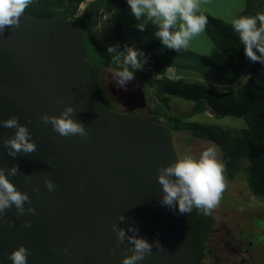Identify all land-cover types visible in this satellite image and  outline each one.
<instances>
[{
  "label": "water",
  "instance_id": "obj_1",
  "mask_svg": "<svg viewBox=\"0 0 264 264\" xmlns=\"http://www.w3.org/2000/svg\"><path fill=\"white\" fill-rule=\"evenodd\" d=\"M128 86L111 89L113 98L129 110L144 108L141 84L134 79ZM69 105L87 138L62 137L40 119L43 113L58 116ZM12 115L29 128L37 151L13 159L0 143V168L19 166L20 174L7 178L29 195L36 215L18 217L14 206L6 211L5 221L14 226L0 223V264H13L9 254L20 245L32 252L27 264H122L132 245L115 247L113 223L125 230L137 227L149 243L159 240L164 250L154 245L152 255L138 264H200L191 213L160 203L157 165L178 160L173 132L160 120L105 105L84 31L74 19L23 13L19 27L0 33V120ZM14 131L0 127V138ZM46 178L54 191L46 188ZM25 221L32 227L25 228Z\"/></svg>",
  "mask_w": 264,
  "mask_h": 264
},
{
  "label": "trees",
  "instance_id": "obj_2",
  "mask_svg": "<svg viewBox=\"0 0 264 264\" xmlns=\"http://www.w3.org/2000/svg\"><path fill=\"white\" fill-rule=\"evenodd\" d=\"M85 1L32 0L24 13L71 18L82 27L95 87L107 107H110L113 99L111 92L103 86L100 76L102 69L111 66L122 70L123 64L112 63V56L121 51L126 55L127 50L131 48L143 53L142 56H138L143 66L134 70V75L145 81L152 80L158 97L168 108L167 112H162L160 108L154 109L153 114L164 117L165 125L173 134L187 131L192 135L190 141L199 138L220 147L221 163L230 180H234L242 171L243 160H249L250 165L244 179L253 195L264 201V64L252 62L245 56L244 45L240 42L239 34L233 30L232 23L207 12H200L207 17L205 27L207 34L215 45L227 54L224 62L217 63L188 48L178 52L169 49L162 45L161 41L138 45L126 36L121 23L113 26L104 39L100 40L91 30L97 23L99 13L112 12L127 6V0H92L82 14L78 15L79 8ZM257 14H264V0H247L245 9L238 17ZM109 48L115 51L108 52ZM248 62L250 63L247 69L248 77L243 84L236 86ZM147 64L152 68L148 69ZM169 67L201 73L215 84L227 89H216L206 81H189L182 77L174 79L163 75L162 73ZM129 70H132L130 66ZM154 71L161 73L162 76L153 75ZM171 96L192 101L191 110L183 115L171 113ZM208 111H213L215 117H243L248 127L233 129L215 123L186 120L187 117ZM190 213L195 251L200 264H219L216 260H206L216 251L210 246V240L219 226L215 209L209 216L203 215L202 211L195 207ZM263 254V251L255 253L254 260H260Z\"/></svg>",
  "mask_w": 264,
  "mask_h": 264
},
{
  "label": "clouds",
  "instance_id": "obj_3",
  "mask_svg": "<svg viewBox=\"0 0 264 264\" xmlns=\"http://www.w3.org/2000/svg\"><path fill=\"white\" fill-rule=\"evenodd\" d=\"M31 3L32 0H0V33H3L6 27H19V18ZM127 3L135 18L142 20V23L137 25L139 30L143 31L145 25L151 22L158 29L155 36L160 39L162 45L177 52L187 49L191 40L204 32L208 22L207 17L200 13L201 0H127ZM231 23L244 45L245 56L252 62L264 64V14L240 16ZM114 51L113 48L108 49V52ZM142 55L143 53L129 48L126 55L117 53L112 56V63L123 60L124 67L114 74V79L121 88L126 90V85L135 79L134 70L143 66L138 59V56ZM129 66L132 70H129ZM75 111L74 107L69 105L58 116L43 113L40 119L45 124H51L53 130L62 137L78 135L87 138L89 133L85 125L73 118ZM0 127L15 130L13 136L0 138V143L13 159L18 154L28 155L37 151L31 131L19 122L18 116L12 115L6 120H0ZM157 172V180L163 192L160 203L174 211L178 206L180 214H189L195 207L202 211L203 215H211L212 210L219 205L226 188L224 165L216 158L213 147L204 150L198 159L184 155L168 166L157 165ZM19 174V166L15 164L9 169L0 168V223L7 222L10 227L14 226V221H5L4 216L13 206L18 217L24 216L25 213L36 215L29 195L17 190L7 178ZM44 184L49 192L55 190L56 186L51 179L46 178ZM33 191H39V188H34ZM117 219L119 224L126 220L123 215H119ZM23 226L31 228L32 222L25 221ZM111 228L116 234V248L125 241L132 245L131 249L125 248L124 251H130L131 255H123L122 264H138L146 256L152 255L154 245L158 250H164L159 240L149 243L146 238H140L137 235L139 229L135 226L130 225L125 230L113 223ZM129 232L132 235H129ZM64 253L68 254L67 248ZM30 255L31 250L20 245L9 254V259L13 264H27Z\"/></svg>",
  "mask_w": 264,
  "mask_h": 264
},
{
  "label": "rangeland",
  "instance_id": "obj_4",
  "mask_svg": "<svg viewBox=\"0 0 264 264\" xmlns=\"http://www.w3.org/2000/svg\"><path fill=\"white\" fill-rule=\"evenodd\" d=\"M91 1L92 0H86L80 6L78 15L82 14L83 10ZM244 2L246 3L247 0H207L206 4L208 6H206L205 9L217 18L223 19L227 22H232L238 14L237 8L235 9V7L239 6L237 3L241 4ZM126 18V36L130 37L131 39H129L132 42L138 45L149 44V39L152 40L156 37L155 32L158 29L151 22L146 24L145 29L141 31L137 25L142 23V20H137L132 12H129L126 15ZM116 19L117 15L112 17L107 12L101 11L98 15L97 23L91 28L92 33L100 40H103L108 31L112 28V25L114 24L113 21ZM188 49L199 52L208 59L210 58L217 63L223 62L227 56L224 51L215 45L206 30L191 40ZM120 53L124 54L122 51ZM122 62L123 60L119 62V65H122ZM249 62L244 67L242 76L236 83V86L243 84L247 79L248 71L246 72V70L250 64ZM117 71L119 70L116 68L106 66L100 73L103 86L109 91V83L113 81L114 74ZM162 74H166L174 79L182 77L189 81H206L210 82V84H212V86L216 89H227V87L222 88L212 82L209 77L195 71H185L176 67H169ZM162 74H158L157 77L162 76ZM135 80L137 83L141 84L146 97V107L142 108L140 114L152 120H160L165 124L164 117H157L152 111L157 108H160L162 112L168 111L164 102H162L158 97L156 87L153 85L152 80L145 81L141 79L140 76H135ZM170 100V104L172 106L171 113L174 114H186L193 106L192 101L185 100L179 96H171ZM186 120L215 123L223 127L233 129H243L248 127L247 121L243 117H215L210 111L195 114L191 117H187ZM191 138L192 135L187 131H181L174 134V146L178 159L182 158L184 155H191L198 159L204 150L209 147H213L216 151V158L221 162L222 151L220 147L211 141L199 138H194L190 141ZM249 165V160H243V169L237 174V177L234 180L228 179L226 173L224 172L226 188L222 194L219 205L215 208V214L219 226L217 227L213 238L210 240V246L215 248L216 251L206 260H216L219 264H264V256L260 260H253L250 255L243 256L241 253L235 252L234 249L236 248V244L234 243L238 242L235 240L236 238L242 237L243 235H250L251 240L258 246L260 244V247H262L259 252H264V201L253 195L246 179H244ZM237 249L239 248L237 247ZM252 253H257V248H254Z\"/></svg>",
  "mask_w": 264,
  "mask_h": 264
},
{
  "label": "flooded vegetation",
  "instance_id": "obj_5",
  "mask_svg": "<svg viewBox=\"0 0 264 264\" xmlns=\"http://www.w3.org/2000/svg\"><path fill=\"white\" fill-rule=\"evenodd\" d=\"M128 84H130V82L128 83ZM128 84L126 85V89H128ZM125 89V88H121L118 84H117V82H116V80L115 79H113V81H111L110 83H109V89H110V92H111V89L113 90V89ZM111 98L113 99V101L111 102V104H110V107H108V108H110L111 110H113V111H121V112H131V113H138V114H140V111L142 110V108H137V109H135V110H129L130 108H128V107H125V106H123L121 103H119L115 98H113V95H112V93H111ZM146 107V106H145ZM144 107V108H145ZM235 240H237L238 242L237 243H234V244H236L235 245V247L236 248H234L235 249V252H239V253H241V255H243V256H246V255H250L251 256V259H255L254 258V254L252 253V250H254V248L256 249L257 248V252L259 253V251H260V248L262 249V247H260V244H259V246L257 245V244H255L252 240H251V238H250V235H243L242 237H238V238H236ZM237 247L239 248V249H237ZM264 248V247H263ZM248 253V254H247ZM259 256V255H258Z\"/></svg>",
  "mask_w": 264,
  "mask_h": 264
},
{
  "label": "crops",
  "instance_id": "obj_6",
  "mask_svg": "<svg viewBox=\"0 0 264 264\" xmlns=\"http://www.w3.org/2000/svg\"><path fill=\"white\" fill-rule=\"evenodd\" d=\"M206 1L207 0H201V5H200V12H207L206 11V9H205V7L206 6H208L207 4H206ZM239 6H237V7H235V9L237 8V10H238V14L235 16V19L236 18H238V15L245 9V7H246V5H247V2L245 3H237ZM105 12H107V11H105ZM129 12H131V8H130V6H129V4L127 5V6H124V7H122V8H120V9H118V10H115V11H112V12H107L109 15H111L112 17L113 16H115V15H117V19L115 20V21H113L114 22V24L112 25V27L113 26H115L117 23H121L122 25H123V28H124V30H125V25H126V22H125V20L128 18H126V15L129 13ZM207 13H209V12H207ZM209 14H211L212 15V13H209ZM127 31L125 30V34H127L126 33ZM128 38H130V37H128ZM131 39V38H130ZM160 42V39L159 38H156V37H154L152 40H150L149 39V42L150 43H155V42ZM149 43V44H150ZM144 45V44H143ZM226 58H227V56H226ZM226 58H225V60H226ZM210 59V58H209ZM224 60V61H225ZM223 61V62H224ZM222 63V62H221ZM246 72H247V70H246Z\"/></svg>",
  "mask_w": 264,
  "mask_h": 264
},
{
  "label": "built area",
  "instance_id": "obj_7",
  "mask_svg": "<svg viewBox=\"0 0 264 264\" xmlns=\"http://www.w3.org/2000/svg\"><path fill=\"white\" fill-rule=\"evenodd\" d=\"M147 68H148V69H151L152 66H149V65H148ZM152 74L155 75V74H158V73H157L156 71H154Z\"/></svg>",
  "mask_w": 264,
  "mask_h": 264
}]
</instances>
